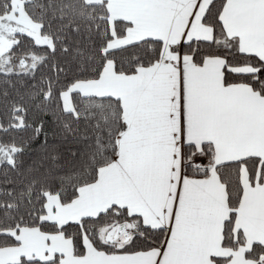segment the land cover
<instances>
[{
	"label": "snow or ice",
	"instance_id": "obj_1",
	"mask_svg": "<svg viewBox=\"0 0 264 264\" xmlns=\"http://www.w3.org/2000/svg\"><path fill=\"white\" fill-rule=\"evenodd\" d=\"M0 264H264V0H0Z\"/></svg>",
	"mask_w": 264,
	"mask_h": 264
},
{
	"label": "trees",
	"instance_id": "obj_2",
	"mask_svg": "<svg viewBox=\"0 0 264 264\" xmlns=\"http://www.w3.org/2000/svg\"><path fill=\"white\" fill-rule=\"evenodd\" d=\"M0 179H2V177H0Z\"/></svg>",
	"mask_w": 264,
	"mask_h": 264
}]
</instances>
